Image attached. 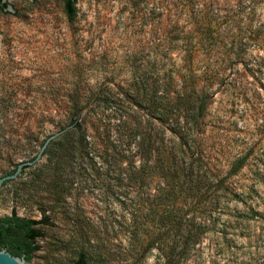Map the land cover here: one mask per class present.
<instances>
[{"label":"trees","instance_id":"1","mask_svg":"<svg viewBox=\"0 0 264 264\" xmlns=\"http://www.w3.org/2000/svg\"><path fill=\"white\" fill-rule=\"evenodd\" d=\"M145 7L142 49L104 47L83 68L84 45L69 60L74 70H96L94 84L80 75L65 94L0 97V153L9 162L41 146L47 129L63 130L42 157L56 170L78 163L83 173L113 176L117 202L132 208L127 238L145 241L136 254L156 249L162 264H184L214 249V232L225 239L238 225L223 219L226 199L264 212L253 208L261 154L253 146L225 153L207 141L227 99L257 93L264 80V0H151ZM64 12L75 20L74 0H64ZM43 222L0 216V250L30 261Z\"/></svg>","mask_w":264,"mask_h":264},{"label":"rangeland","instance_id":"2","mask_svg":"<svg viewBox=\"0 0 264 264\" xmlns=\"http://www.w3.org/2000/svg\"><path fill=\"white\" fill-rule=\"evenodd\" d=\"M74 1L72 22L64 12V0H8L9 5L0 6V97L7 93L65 94L70 92L68 83L80 75L94 84L101 79L96 70L77 71L69 62L84 45L89 46L81 53L86 61L83 68L92 65L89 59L98 61L104 47L117 54L126 48H143L145 29L138 27L139 10L151 0ZM256 85L257 93L248 91L242 99H227L223 112L218 113V127H211L207 141L225 153L253 146L261 154L260 198L253 208L262 211L264 80ZM57 130L47 129L43 134ZM1 143L0 139V149ZM39 148L34 143L24 156L9 162L3 161L1 152L0 176L31 159ZM54 163L41 157L0 186V216L14 212L44 221L37 225L43 234L38 239L39 250L24 264H73L80 254L86 264L163 263L156 249L136 254L145 241L127 238L132 208L117 202L119 190L113 176L94 170L83 173L78 163L56 170ZM225 202L223 219L238 225L227 230L225 239L214 232L210 236L214 249L205 248L201 256L188 257L184 264H264V212L252 214L236 197Z\"/></svg>","mask_w":264,"mask_h":264},{"label":"water","instance_id":"3","mask_svg":"<svg viewBox=\"0 0 264 264\" xmlns=\"http://www.w3.org/2000/svg\"><path fill=\"white\" fill-rule=\"evenodd\" d=\"M4 1H8V0H2V2H4ZM62 131L63 130H59V131H56V132L50 134L45 139V141L42 143L38 152L36 153V155L32 159L20 161L16 165L15 169H13V171L5 173L4 175L0 176V186L3 184V182L5 180H9V179L16 177L21 172V170L23 169L24 166L31 165L35 161L39 160L42 157V153H43L44 149L46 148L47 144L49 143V141L51 139L55 138L57 135H59ZM24 263H25V259L23 256L19 257V256L12 255L9 251H7L5 249L0 250V264H24Z\"/></svg>","mask_w":264,"mask_h":264}]
</instances>
